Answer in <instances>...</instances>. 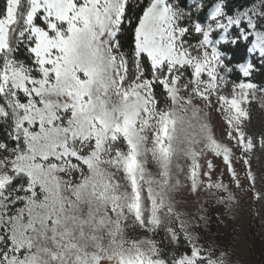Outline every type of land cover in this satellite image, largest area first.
Instances as JSON below:
<instances>
[{
	"label": "snow or ice",
	"instance_id": "obj_1",
	"mask_svg": "<svg viewBox=\"0 0 264 264\" xmlns=\"http://www.w3.org/2000/svg\"><path fill=\"white\" fill-rule=\"evenodd\" d=\"M131 5L0 0V264H226L194 232L204 205L230 207L233 189L264 201V133L247 130L257 93L264 107V0Z\"/></svg>",
	"mask_w": 264,
	"mask_h": 264
},
{
	"label": "rangeland",
	"instance_id": "obj_2",
	"mask_svg": "<svg viewBox=\"0 0 264 264\" xmlns=\"http://www.w3.org/2000/svg\"><path fill=\"white\" fill-rule=\"evenodd\" d=\"M218 3H222L225 6L226 11L233 12L246 8L252 0H217ZM136 0H132L131 7H135ZM216 9L213 8L212 11ZM135 16L129 15V18ZM128 32L125 31L122 34L124 42H127ZM243 54V48L236 56ZM239 58V57H236ZM255 82L261 87H264V67H261L258 72L253 76ZM257 100L253 101L250 108V120L247 122V130L254 135L264 133V107L261 106L260 94L257 93ZM211 126L218 138L222 137V124L221 120L215 112L211 115ZM3 133L0 132V138ZM178 163L184 164L183 160H179ZM203 163V161H202ZM213 163L220 166L222 161L219 159H213ZM239 169V165H237ZM252 168L254 173H264V153L259 151L252 159ZM155 171V169H154ZM223 171V168H220ZM179 178L183 183V174L179 173ZM259 186V185H258ZM50 190L54 191L57 198L60 194L65 192L63 185L58 187L50 185ZM237 203L232 204L230 207H225L223 204H215L210 202L205 204L207 209L205 220L200 221L201 227L194 229V232H198L205 244L214 245L217 247V251L227 252L226 264H264V201L256 202L252 200L251 194H245L242 190H235ZM198 197L203 200L205 193L201 192L197 194ZM172 200L176 203L177 209L185 211L191 215L197 210L196 203L197 197L191 196L188 193L187 188L181 187L177 191L170 193ZM219 217V218H217ZM135 221L129 217L128 232L130 235L135 236L138 231L134 225ZM205 227L207 230H205ZM155 239L160 241L161 247L166 251L171 249V242L165 237V233L161 231Z\"/></svg>",
	"mask_w": 264,
	"mask_h": 264
},
{
	"label": "trees",
	"instance_id": "obj_3",
	"mask_svg": "<svg viewBox=\"0 0 264 264\" xmlns=\"http://www.w3.org/2000/svg\"><path fill=\"white\" fill-rule=\"evenodd\" d=\"M135 13H136V7H130V13H129V15H133V16H135ZM243 54H241V56H242ZM236 57H239V56H236Z\"/></svg>",
	"mask_w": 264,
	"mask_h": 264
}]
</instances>
